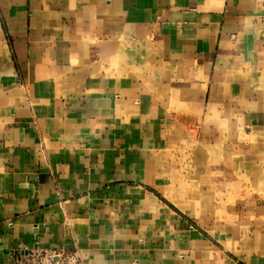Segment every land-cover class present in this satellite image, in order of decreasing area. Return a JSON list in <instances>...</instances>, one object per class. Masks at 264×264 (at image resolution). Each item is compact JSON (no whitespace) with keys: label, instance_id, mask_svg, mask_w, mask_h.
Wrapping results in <instances>:
<instances>
[{"label":"crops","instance_id":"crops-1","mask_svg":"<svg viewBox=\"0 0 264 264\" xmlns=\"http://www.w3.org/2000/svg\"><path fill=\"white\" fill-rule=\"evenodd\" d=\"M194 140L264 177V0H0V264H264L165 193Z\"/></svg>","mask_w":264,"mask_h":264},{"label":"rangeland","instance_id":"rangeland-1","mask_svg":"<svg viewBox=\"0 0 264 264\" xmlns=\"http://www.w3.org/2000/svg\"><path fill=\"white\" fill-rule=\"evenodd\" d=\"M186 147L176 151L178 167L167 175L165 193L178 206H192L190 227L203 231L207 226L227 224L229 220L236 225L241 223L237 247L247 256L252 243L264 251V241L258 237L264 236V231L260 234L259 230L264 228V177L257 175L259 170H235L232 155L218 159L216 150L211 146L201 148L195 140ZM233 179L237 181L234 183Z\"/></svg>","mask_w":264,"mask_h":264},{"label":"built area","instance_id":"built-area-1","mask_svg":"<svg viewBox=\"0 0 264 264\" xmlns=\"http://www.w3.org/2000/svg\"><path fill=\"white\" fill-rule=\"evenodd\" d=\"M13 264H86L80 250L26 248L11 256Z\"/></svg>","mask_w":264,"mask_h":264}]
</instances>
